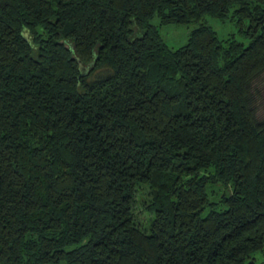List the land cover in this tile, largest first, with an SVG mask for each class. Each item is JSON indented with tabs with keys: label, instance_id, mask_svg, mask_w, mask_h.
<instances>
[{
	"label": "trees",
	"instance_id": "16d2710c",
	"mask_svg": "<svg viewBox=\"0 0 264 264\" xmlns=\"http://www.w3.org/2000/svg\"><path fill=\"white\" fill-rule=\"evenodd\" d=\"M261 75L264 0H0V264H264Z\"/></svg>",
	"mask_w": 264,
	"mask_h": 264
},
{
	"label": "rangeland",
	"instance_id": "374dc122",
	"mask_svg": "<svg viewBox=\"0 0 264 264\" xmlns=\"http://www.w3.org/2000/svg\"><path fill=\"white\" fill-rule=\"evenodd\" d=\"M218 37L222 38L232 31L228 22L221 23L218 21L208 20ZM156 24V21H152ZM194 27L193 24L179 25L169 24L158 27L161 40L172 49L178 48L185 44L188 33ZM252 94L254 98L255 116L257 119H264V75L259 76L253 81ZM139 219L142 223L145 222L146 213L139 209Z\"/></svg>",
	"mask_w": 264,
	"mask_h": 264
}]
</instances>
